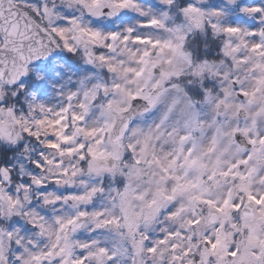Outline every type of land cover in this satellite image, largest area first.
<instances>
[{
  "label": "clouds",
  "instance_id": "9594fccd",
  "mask_svg": "<svg viewBox=\"0 0 264 264\" xmlns=\"http://www.w3.org/2000/svg\"><path fill=\"white\" fill-rule=\"evenodd\" d=\"M123 2L0 0V264L83 258L99 264L93 254L101 247L114 257L105 264H201L204 240L214 239L221 225L205 219L190 229L187 213L171 219L187 196L149 208L157 189L148 178L155 169L143 166L142 178L130 176L135 157L129 145L139 154L162 121L165 132L198 121L209 170L222 153L225 166L252 157L249 167L264 176V145L249 143L264 138V0H132L134 7H117ZM257 90L251 104L240 95ZM221 127L217 155L207 154L209 144L221 140ZM153 145L160 155L178 148L175 136ZM94 152L109 158H94ZM199 175L193 169L188 179ZM130 183L133 191L125 196ZM240 183L210 186L212 199L231 193L237 207L243 200L222 226L228 249L240 253L228 257L229 264L245 261L246 249L260 252L248 246L244 217L264 209L248 203ZM101 187L91 203L79 199ZM161 187L171 191L173 185ZM249 191L264 197V183H252ZM201 209L207 217L209 210ZM82 211L87 219H79ZM95 212L120 226L96 230ZM72 219L79 225L64 228ZM257 234L264 240V228ZM186 250L191 255L184 256Z\"/></svg>",
  "mask_w": 264,
  "mask_h": 264
},
{
  "label": "snow or ice",
  "instance_id": "6c2138e0",
  "mask_svg": "<svg viewBox=\"0 0 264 264\" xmlns=\"http://www.w3.org/2000/svg\"><path fill=\"white\" fill-rule=\"evenodd\" d=\"M120 8L134 7L132 0H125V2L117 5ZM2 15V13H0ZM157 21H152L150 24L144 27H153L157 24ZM115 39V37H113ZM138 43H147V41H138ZM255 51V49H253ZM147 55V53H146ZM142 72H138L137 76H142ZM257 92L250 93L248 91H242L240 93L243 97H249L248 103L251 104L255 101ZM134 99L136 97H133ZM149 101L150 105H154L155 101L149 97H144ZM242 108L246 110V106L242 105ZM167 117H165V120ZM164 121L161 122V126L157 128L155 135L151 132L144 138V142L141 146L139 154L137 149L131 145L128 147V151L131 156L135 159L132 161V167L129 169L130 176L135 179L142 178L143 166L148 169H155V172L148 178V183L152 184L156 189L155 197L152 202L148 205L149 208H153L158 200L162 202H173L178 196H187V199L180 207L173 213L171 219H180L185 213L188 214L189 219L185 222L186 226L190 229H196L205 222V219L209 223L221 225L215 230V238L212 240H204L207 245L205 252L202 254L203 259L201 264H207L209 257L215 256L217 258V264H229L228 257H237L240 253L232 252L228 249L229 235L223 231V225L226 224L231 217L228 215L230 212H239L240 207H243V200L240 202V206L237 207L236 203L232 199L231 193L221 200L217 201L210 198L211 185L221 186V182H227L228 180L240 181V191L246 193L248 203L258 205L261 209H264V197H258L253 195L249 191V187L252 183L259 181L264 183V176L260 175V169L258 167H249L252 161V157L247 160H240L239 162L233 163L230 166H225L222 159V153L217 155L218 144L223 142V128L218 129V133L221 137L220 141L214 139L206 149L207 154L217 155L216 165L213 169L209 170L207 165L203 163V154H201V146L198 143L197 133L201 131L198 121L190 123L184 126V129H172L168 132L163 130ZM241 134L239 128L234 130V135L238 139ZM247 135V132L244 133ZM166 136H175L178 148L171 153H165L160 155L156 152L153 140L159 141ZM251 145H264V138L258 140H250ZM94 158L108 159L109 157L101 152L93 153ZM113 159L119 160L118 156ZM128 167V166H126ZM247 167V171L241 173L238 169ZM199 169L200 175L196 181L188 179L191 175V170ZM111 171L112 169H107ZM172 184L171 191H165L164 187L168 184ZM200 190L199 195L191 194L194 190ZM104 189L94 188L91 192H88L85 196L79 197L82 202L91 203L93 199L102 193ZM133 191L132 184L130 183L129 188L125 192V196L129 195ZM137 199H144V196H138ZM208 209V216H203V209ZM89 213L81 212L79 219H87ZM93 219V227L96 230H105L113 226L119 227L120 221L115 218H106L104 212H95L91 214ZM245 227L249 230L247 237L249 248H260L259 254L248 251L245 252V261H240L239 264H264V240H261L257 234L258 229L264 228V214L256 216L255 213H245ZM79 219L69 220L64 228L71 229L79 225ZM232 228L236 231L240 230L239 225H232ZM178 235V234H177ZM176 238V237H173ZM161 243H167V241H161ZM82 248L89 247L88 245H82ZM150 252L155 253L156 249H149ZM59 254L64 256L65 254L70 255L67 249H60ZM49 257L53 256L54 253L49 252ZM99 264H105V260H113L114 257L109 253L107 248L101 247L97 253L93 254ZM184 256L191 255V252L186 250L183 253ZM37 261L43 259L42 257H36ZM174 259L181 260V257H174ZM64 264H87V258L72 260H64ZM191 264V262H190ZM231 264H237L236 261H232Z\"/></svg>",
  "mask_w": 264,
  "mask_h": 264
}]
</instances>
